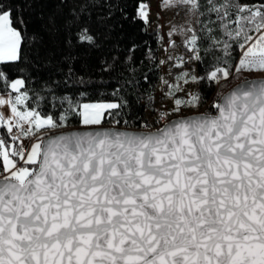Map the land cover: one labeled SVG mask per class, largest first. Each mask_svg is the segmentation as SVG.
<instances>
[{
  "label": "snow or ice",
  "instance_id": "obj_1",
  "mask_svg": "<svg viewBox=\"0 0 264 264\" xmlns=\"http://www.w3.org/2000/svg\"><path fill=\"white\" fill-rule=\"evenodd\" d=\"M160 6L186 18L170 25L165 50L179 47V36L188 55H169L161 66L182 69L213 50L231 59L238 49L237 78L264 72V0ZM137 16L149 21L147 4ZM77 39L96 45L87 27ZM23 42L0 0V63L20 61ZM231 72L214 66L206 78L219 83ZM204 78L182 71L162 79L176 118L163 112V127L129 130L103 126L105 113L126 101L65 95L66 114L54 118L39 101L28 106L23 78L0 69V264H264V78L218 94L215 114L181 115L201 101L177 93ZM69 115L86 130L57 133Z\"/></svg>",
  "mask_w": 264,
  "mask_h": 264
},
{
  "label": "trees",
  "instance_id": "obj_2",
  "mask_svg": "<svg viewBox=\"0 0 264 264\" xmlns=\"http://www.w3.org/2000/svg\"><path fill=\"white\" fill-rule=\"evenodd\" d=\"M4 2L12 9L14 26L21 30L24 42L21 60L0 63V69L9 80H25L29 107L39 101L43 111L58 118L66 114L67 103H60L65 95L80 103L123 100L127 103L118 112L105 113L104 123L116 119L120 124L127 121L129 127L141 126L148 120V111H156L155 91L162 77L158 63L161 36L137 16L139 4L147 0ZM83 27L95 35V46L77 39ZM218 58L226 63L217 65ZM238 59V49L231 59L219 50L202 52L198 70L205 77L200 79L204 101L213 97L216 86L207 74L214 66L233 69ZM79 121L78 115H69L67 127L80 126Z\"/></svg>",
  "mask_w": 264,
  "mask_h": 264
},
{
  "label": "rangeland",
  "instance_id": "obj_3",
  "mask_svg": "<svg viewBox=\"0 0 264 264\" xmlns=\"http://www.w3.org/2000/svg\"><path fill=\"white\" fill-rule=\"evenodd\" d=\"M144 4H147L150 9V18L148 24H150L151 30L158 31L160 36H163V40L160 41V53L159 59L163 60L169 55L175 56H183L186 60L188 58L186 49L181 45V38L179 36L174 37L176 39L177 45H180L175 50L167 48V32L169 31L170 25L173 24H183L184 20L186 19L181 13L180 15H176L173 10H165L161 8V0H147ZM174 62H170L166 65L161 66L162 77L160 80V84L155 91L156 95V111L149 110L147 114V119L153 121L156 117L160 116L163 112L170 113L169 118L176 117V114L172 112V108L174 107V102L172 99L168 98L165 94L168 92V88L165 87L162 83V79L169 80L170 82L173 81V78L179 75L182 71H190L193 72L197 77H200V73L198 70L199 61H189L184 68H175L173 67ZM235 67H233L231 75L227 80H221L219 83H216L214 89V95L211 97L210 100L204 101L201 93H200V79L195 83H189L187 85H183L184 91L178 92L177 97L180 99H186L189 93L198 94L200 96V106L199 108H191V109H182L181 115H190L192 113H202L206 112L207 109H211V104L218 98V94H225L226 90L230 89L234 85H236L239 81L244 80L245 78L249 77H261L264 76V72L259 71H244L242 74L239 75L237 78V73L235 72ZM98 102V101H97ZM92 103V102H90ZM22 107V106H21ZM7 111V109H5ZM213 113L214 110H213ZM103 125H106L105 123ZM86 127L84 125H80ZM73 127H65L58 129L57 132L69 129Z\"/></svg>",
  "mask_w": 264,
  "mask_h": 264
},
{
  "label": "built area",
  "instance_id": "obj_4",
  "mask_svg": "<svg viewBox=\"0 0 264 264\" xmlns=\"http://www.w3.org/2000/svg\"><path fill=\"white\" fill-rule=\"evenodd\" d=\"M170 119V118H169ZM166 121H164V120H161L160 119V116H158V117H156V119H154L153 121H151V120H146L145 122H143L142 123V125L143 124H148V125H151L152 126V128L153 129H155V128H157V127H161V126H163L164 125V123H165ZM116 126V127H126L127 125H125V124H116V119H110L109 120V123H107L106 124V126ZM127 127H129V126H127ZM129 128H136V129H139L140 128V126L139 127H135V126H133V127H129Z\"/></svg>",
  "mask_w": 264,
  "mask_h": 264
},
{
  "label": "water",
  "instance_id": "obj_5",
  "mask_svg": "<svg viewBox=\"0 0 264 264\" xmlns=\"http://www.w3.org/2000/svg\"><path fill=\"white\" fill-rule=\"evenodd\" d=\"M260 78H264V76H261V77H249L247 78L248 80H257V79H260ZM243 81V80H242ZM242 81H239L237 84L241 83ZM236 84V85H237ZM236 85H234L233 87H231L230 89L226 90V93L227 94L229 91H231ZM197 114H200V113H192L190 115H197ZM215 114V113H213ZM176 117H173L171 119H175ZM105 128H109V127H116V126H106V125H103ZM163 127V126H161ZM117 128H124V127H117ZM82 130H86V127H83V126H76L74 128H69V129H65V130H62V131H59V132H71V131H82ZM129 130H139V129H136V128H129ZM57 132V133H59Z\"/></svg>",
  "mask_w": 264,
  "mask_h": 264
}]
</instances>
